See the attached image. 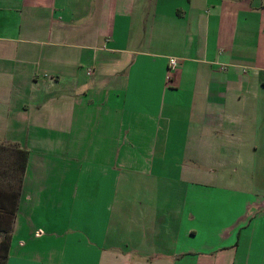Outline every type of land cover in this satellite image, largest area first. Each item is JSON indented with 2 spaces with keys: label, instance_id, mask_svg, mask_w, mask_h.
<instances>
[{
  "label": "crops",
  "instance_id": "0c3cea01",
  "mask_svg": "<svg viewBox=\"0 0 264 264\" xmlns=\"http://www.w3.org/2000/svg\"><path fill=\"white\" fill-rule=\"evenodd\" d=\"M0 264H264V0H0Z\"/></svg>",
  "mask_w": 264,
  "mask_h": 264
},
{
  "label": "built area",
  "instance_id": "2783aa9c",
  "mask_svg": "<svg viewBox=\"0 0 264 264\" xmlns=\"http://www.w3.org/2000/svg\"><path fill=\"white\" fill-rule=\"evenodd\" d=\"M178 62L176 59H171L170 60V65H169V69H168V78H171V72L177 67Z\"/></svg>",
  "mask_w": 264,
  "mask_h": 264
},
{
  "label": "trees",
  "instance_id": "16d2710c",
  "mask_svg": "<svg viewBox=\"0 0 264 264\" xmlns=\"http://www.w3.org/2000/svg\"><path fill=\"white\" fill-rule=\"evenodd\" d=\"M28 161V152L26 151V162Z\"/></svg>",
  "mask_w": 264,
  "mask_h": 264
}]
</instances>
